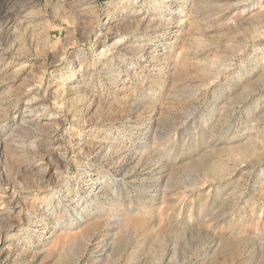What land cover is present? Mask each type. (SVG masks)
I'll return each mask as SVG.
<instances>
[{
	"label": "rangeland",
	"instance_id": "obj_1",
	"mask_svg": "<svg viewBox=\"0 0 264 264\" xmlns=\"http://www.w3.org/2000/svg\"><path fill=\"white\" fill-rule=\"evenodd\" d=\"M0 264H264V0H0Z\"/></svg>",
	"mask_w": 264,
	"mask_h": 264
},
{
	"label": "bare ground",
	"instance_id": "obj_2",
	"mask_svg": "<svg viewBox=\"0 0 264 264\" xmlns=\"http://www.w3.org/2000/svg\"><path fill=\"white\" fill-rule=\"evenodd\" d=\"M117 2L118 3H123L124 2V0H117ZM132 3H134V2H132ZM170 23V22H169ZM39 116V115H38ZM42 116V115H41Z\"/></svg>",
	"mask_w": 264,
	"mask_h": 264
}]
</instances>
